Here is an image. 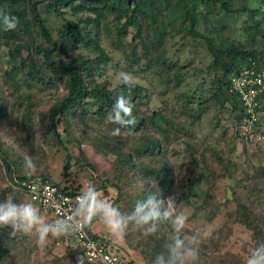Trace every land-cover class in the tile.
<instances>
[{
    "label": "trees",
    "instance_id": "16d2710c",
    "mask_svg": "<svg viewBox=\"0 0 264 264\" xmlns=\"http://www.w3.org/2000/svg\"><path fill=\"white\" fill-rule=\"evenodd\" d=\"M245 1L241 0V6L236 8L234 0H138L128 9L125 0L97 3L84 0H0V9L19 21L15 30L0 28V96L5 91V98L10 102L4 103L0 99V174L4 170L8 176V191H16L15 196H28L26 185L40 178L70 196L81 195L83 187L72 182L75 180L72 171L77 166L72 164L67 145L78 144L80 147L93 143L100 152L114 157V174L109 181L106 179V184L118 192L115 204H121V198L130 194L126 189L133 187L135 199L128 196L131 204L126 206L127 213L133 210L136 201L149 194H158L157 198L165 201L166 207L175 183L170 161L172 152H175L172 146L184 140H199L205 144L206 140L200 139L191 128L199 125L211 110L216 114L214 120L217 123L219 115L230 117L232 138L247 151L249 145L237 131L244 116L243 106L229 94V86L231 76L243 67L252 63L264 67V0H249L250 4ZM220 13H224L227 19L244 17L241 29L246 39L243 43L209 37V19ZM170 27L173 31L169 30ZM102 34L112 38L115 48L125 50L126 67L136 78L131 89L122 83L114 86L110 82L107 66L112 58L102 47ZM171 50L183 52L184 60L173 58L169 54ZM195 54L206 61L202 65L196 64ZM143 59L146 63L142 64ZM151 61L157 66L154 72L162 82V88L156 86L159 81L143 83L147 77L141 73L146 72L137 73L141 65L148 69ZM190 77L196 81L200 79V82L188 84L190 89L183 91L181 84ZM165 84L173 91H169ZM36 85L47 92L49 102L53 99L48 109L42 112L37 111L38 103L29 93L21 92L22 87L31 89ZM176 90L180 92L175 93ZM121 93L135 105L133 114L137 122L133 135L113 137L109 132L117 126L107 122L106 115L114 97ZM153 98L159 101V107L154 109L149 106ZM4 104L8 106L1 107ZM36 117L39 123L35 122ZM15 125L27 133L35 172L13 179L14 168L24 167L21 145L12 130ZM36 133L46 146L56 145L64 151L62 183L55 181L46 168L38 164L45 161L46 155L42 147L34 146ZM235 148L236 145L229 154ZM206 151L188 156L187 162L193 170L187 192L181 196L186 204H190V198L195 196L196 186L201 184L203 177L209 175L205 169L207 155L213 156L219 166L215 173L217 177H231L230 168L235 167L232 161L222 159L214 149ZM77 165L94 170L89 162H78ZM256 166V169L252 168L251 176L246 174L241 179L242 184H246L243 185L245 195L235 202L232 214L235 223L244 225L251 232L252 249L264 243V217L256 209L259 203H264L259 194L264 164L256 163ZM89 183L99 188L93 177ZM135 183L143 184L142 190ZM248 183L254 185L253 188ZM100 190L105 192V186ZM108 199L106 201L113 203ZM85 229L91 237L113 247L110 241L92 233L91 226H85ZM4 230L13 233L12 229ZM136 233L140 235L142 232ZM184 233L191 236L185 228L181 235ZM173 235L174 228L168 220L160 223L155 235L142 233L144 262L153 264L156 255L165 251V245L171 242ZM231 235V230L220 229L211 236V245L200 243L195 264L201 261L202 264H229L215 261L228 259V255L219 252ZM14 244L9 242L8 236L0 234V264L20 262L27 246L20 251ZM112 250L124 260L118 248ZM81 255L82 252L66 247L61 260L77 259L79 264ZM233 263L244 264L235 260ZM124 264L133 263L125 261Z\"/></svg>",
    "mask_w": 264,
    "mask_h": 264
},
{
    "label": "rangeland",
    "instance_id": "374dc122",
    "mask_svg": "<svg viewBox=\"0 0 264 264\" xmlns=\"http://www.w3.org/2000/svg\"><path fill=\"white\" fill-rule=\"evenodd\" d=\"M245 2L249 4L251 3L249 0ZM240 3L241 0H234V6H236V8L241 6ZM243 19L244 17L236 19L234 16L227 19L224 13L211 17L209 19L208 27L209 37L213 36L221 39H227L228 42L235 41V43H243L246 39V34L241 29ZM223 26L227 27L222 29ZM169 30L173 31V28L170 27ZM93 31L94 33L96 32L95 29ZM100 42L102 43L103 49L107 53L111 54L109 55L111 56L112 61L107 66V76L112 85L117 86L120 84L119 74L121 72L131 73L132 75L134 73L126 67L124 59L125 50L115 48L113 46L112 38H108L107 35L105 36L102 34ZM127 52H129V50ZM169 54L173 58L179 57V59L184 60L183 52L178 53L171 50ZM195 55L194 62L196 64L202 65L206 61L203 57H200V55ZM143 63H146L145 59L142 60V64ZM142 67H145L144 70ZM149 68L146 69V66L141 65V68L137 71V73H141V71L146 72L141 73L142 76L147 77V79L144 78L142 82L145 84L148 82H154L153 84H155L156 81H159L158 83L156 82V86L158 88H162V82L160 79H157L158 77L156 72H154L157 66H155L151 61ZM198 81L200 82V79H197L196 81L193 80L192 77L185 78L181 84V89L183 91H188V89H190L188 84H196ZM165 86L168 87L167 89L169 91H173L171 86H167L166 84ZM3 92L4 94H1L0 99L2 98L4 103L6 102L9 104V100L5 98L7 93L5 91ZM21 92L25 94L29 93L32 99L37 101V111L40 112L47 110L53 101V99H51L50 102L48 101L47 92L38 88V85L32 87L31 89H25L22 87ZM177 92L179 93L180 91L176 90L175 93ZM6 106L8 105L4 104L1 107L4 108ZM149 106L152 109L157 108L159 107V101L153 98L152 101L149 102ZM214 116H216L215 112L213 110L209 111V113L202 118L199 125L191 128L195 135H197L200 139L202 138L206 140L205 144H202L199 140H184L180 143H175L174 146H172V150L175 152H172L170 161L175 174V183L172 188V195L170 198H174L178 208L181 205L183 206L181 211L187 217L184 228L188 230L191 235L199 233L201 236V244L206 246L211 245V243L209 244L211 236L220 229L222 231H232V235L228 242L221 247L219 252L222 255H228V259H218L215 263L229 262V264H234L233 260H235L237 263L241 261L246 264V258H248L247 255L252 250L251 232L244 225L235 223L232 214L234 213L236 207L235 202L243 199V195H245L243 185L246 184H242L241 179H243L246 174L249 176L252 175V168L256 169V163H261V166L264 164V150L257 149L256 147L250 145L248 149L246 148L247 151H245L244 148H242L241 143L235 142L232 138L229 123L230 117H228L227 114L224 116L219 115L217 116V119H220V121L217 123V121L214 120ZM36 118L35 122L39 123V118ZM12 128L13 132L16 133L19 144L21 145V155L24 156L25 151H27L29 155H32L33 151H30L31 143L27 137V133L21 132L17 125L12 126ZM224 128H226L225 131ZM34 139H36L34 146L42 147V149L45 150L46 155L45 161L38 164L41 167L46 168L45 171L48 172L55 181L62 183V168L65 156L64 151L61 148H57L56 145L51 144L46 146V144H43L39 133H36ZM234 145H236L235 151L229 154V151ZM67 148L72 154V164L77 166L73 168L72 171V176L75 175V180L72 181L74 185L83 187V193V191L91 185V183H89V179L90 177H93L97 183V187H99L97 190L102 194L103 198L105 200L108 198L111 199L114 206L118 207L121 212L127 213L128 209L126 210V206L128 207L131 204L129 203L130 200L128 199V196L132 197V200H134L135 189L133 187H128L126 191H129L130 194L124 195L121 198V204H115L118 199V192L112 185L106 184V179L108 180L113 177L114 174V157L107 153L100 152L93 143L90 145L84 144V146L80 147L78 144H70L67 145ZM185 149H187V151H185ZM209 149H212V151L214 149L215 152L222 156V159H229L232 161V164L235 167L230 168L231 177L225 179L215 176V173L217 174L219 171V166L213 156L207 155L205 169L209 175L203 177L201 184L196 186V193L198 196H196L195 193V196L190 198V204H186L181 196L187 192L186 187L188 186V179L191 178L190 172L193 170V166L187 162L189 159L188 156L190 153H196V155H198L201 151H209ZM245 152L247 155L244 154ZM36 159L39 158L37 157ZM77 161L79 163L89 162L94 167V170H89L86 167L77 165ZM247 161L250 164H248ZM22 175L28 176L24 167L21 169L14 168L13 179ZM128 183L131 182L128 181ZM7 185L9 186L8 176L5 171L2 170L0 174V202H3L6 199H13L14 203L31 202L28 196H15L16 191H8ZM135 185L139 190H142L143 184L135 183ZM247 185L250 187L251 183H248ZM259 185L261 187L259 194L264 198V178L261 180V184ZM102 186H105V192L100 190ZM252 186L254 185H251V187ZM123 199H125V201H123ZM33 204L39 208L44 222H53L52 217L46 213L40 205L36 203ZM256 209L264 217V203H259V205L256 206ZM91 226V232L99 237H103L105 240L110 241L115 250L118 248L119 251H121L126 262H132L133 264H146V262H144V256L141 253V247L145 245V240L140 236L142 233L138 235L136 231L129 230L125 239L116 243L101 222L93 221ZM7 228L12 229L10 226L0 227V234L8 236L9 242L11 244L14 242L17 249H25L27 246L26 251L22 252L21 259L18 264H77V259L70 258L61 260L64 257L65 248L67 247L64 237L52 238L49 236L47 242L41 245L37 243L35 234L25 236L24 234L19 233L9 234L8 232L5 233L4 229L7 230ZM16 237L17 239H15ZM219 248L216 249V253ZM23 250L20 249V251ZM243 251H247V253H244ZM58 260L61 261L57 263ZM197 261L198 260H196L195 263ZM200 263L202 264L203 262L201 261Z\"/></svg>",
    "mask_w": 264,
    "mask_h": 264
},
{
    "label": "clouds",
    "instance_id": "9594fccd",
    "mask_svg": "<svg viewBox=\"0 0 264 264\" xmlns=\"http://www.w3.org/2000/svg\"><path fill=\"white\" fill-rule=\"evenodd\" d=\"M18 18L0 9V28L4 31L15 30ZM120 83L131 89L136 78L127 72L119 74ZM135 105L124 94L114 97V103L106 115L107 122L116 125L109 135L118 137L131 136L136 125L133 114ZM125 130L122 132L121 130ZM24 168L27 175L35 172L33 157L25 151ZM158 195V194H157ZM157 195L149 194L147 198L138 200L130 213H123L114 204L106 201L102 194L93 186H88L77 197L76 205L65 218H58L53 222H44L40 210L32 202L14 203L13 199L0 202V227H11L13 234H35L38 244H45L52 238L69 237L91 226L93 221L101 222L108 230L114 242L123 241L131 231H140L144 235H155L160 223L168 220L172 223L175 235L171 242L165 245V251L158 253L153 264H195L198 259V246L201 243L199 233L191 236H182L187 217L178 208L174 198L165 201L159 200ZM79 259H83L80 257ZM246 264H264V243L254 247L247 258Z\"/></svg>",
    "mask_w": 264,
    "mask_h": 264
},
{
    "label": "built area",
    "instance_id": "2783aa9c",
    "mask_svg": "<svg viewBox=\"0 0 264 264\" xmlns=\"http://www.w3.org/2000/svg\"><path fill=\"white\" fill-rule=\"evenodd\" d=\"M229 94L243 106L244 116L237 128L240 138L249 146L264 150V67L252 63L233 74ZM26 190L30 201L38 203L53 221L67 217L80 196H70L40 178L28 183ZM64 239L67 247L82 252L83 259L79 264L125 263L121 256L113 252V247L91 237L85 227Z\"/></svg>",
    "mask_w": 264,
    "mask_h": 264
},
{
    "label": "water",
    "instance_id": "95a60500",
    "mask_svg": "<svg viewBox=\"0 0 264 264\" xmlns=\"http://www.w3.org/2000/svg\"><path fill=\"white\" fill-rule=\"evenodd\" d=\"M86 2H89V3H97V2H100L102 0H84ZM138 0H125V4H126V7L128 9H130L131 7H134L136 5Z\"/></svg>",
    "mask_w": 264,
    "mask_h": 264
},
{
    "label": "crops",
    "instance_id": "0c3cea01",
    "mask_svg": "<svg viewBox=\"0 0 264 264\" xmlns=\"http://www.w3.org/2000/svg\"><path fill=\"white\" fill-rule=\"evenodd\" d=\"M91 228H92V226H91Z\"/></svg>",
    "mask_w": 264,
    "mask_h": 264
}]
</instances>
